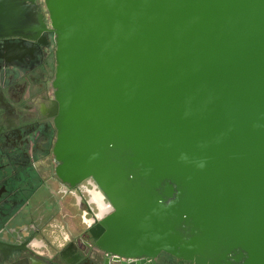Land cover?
I'll return each instance as SVG.
<instances>
[{"label":"water","instance_id":"1","mask_svg":"<svg viewBox=\"0 0 264 264\" xmlns=\"http://www.w3.org/2000/svg\"><path fill=\"white\" fill-rule=\"evenodd\" d=\"M44 3L58 174L108 199L101 248L264 264V0Z\"/></svg>","mask_w":264,"mask_h":264},{"label":"flooded vegetation","instance_id":"2","mask_svg":"<svg viewBox=\"0 0 264 264\" xmlns=\"http://www.w3.org/2000/svg\"><path fill=\"white\" fill-rule=\"evenodd\" d=\"M0 28V264H136L105 252L108 199L91 176L58 174L55 35L44 0ZM20 14H19V13ZM140 264H180L160 252Z\"/></svg>","mask_w":264,"mask_h":264}]
</instances>
